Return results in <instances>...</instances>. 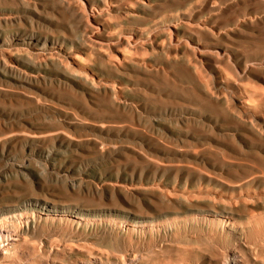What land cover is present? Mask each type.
Wrapping results in <instances>:
<instances>
[{
  "label": "rangeland",
  "instance_id": "rangeland-1",
  "mask_svg": "<svg viewBox=\"0 0 264 264\" xmlns=\"http://www.w3.org/2000/svg\"><path fill=\"white\" fill-rule=\"evenodd\" d=\"M137 1L145 2L148 8L144 11H140L136 9L135 3ZM198 1L199 0H189L187 1L186 4H184L185 6L184 5L180 6L178 7V9L168 7L165 4V0H150V1L149 0H121V3L123 5L122 10L125 9L127 11H130V13L134 11L133 13H136L138 16H141V18L146 19V22L147 20H150L148 21V24L146 25L147 28H149V33L147 37L148 39L152 37L153 33L158 34V32H165L168 37H171V43L173 42L172 44H176L177 42L173 40V35H172L174 34V30H175L173 27V25L175 24L174 21H176L175 18L168 22H164V23L160 22L164 18H167L169 16L173 17L175 15L179 18V20H183L182 18H185L187 19L186 21L194 25H202V23H204L205 26H207L213 34L217 35L218 33H222V32L226 33L228 38L226 37V39L224 38L222 41L217 42V45L216 43H214L215 41L214 42L212 41L213 43H210L202 36H199L200 39L196 38V40L199 43L206 42L205 44L207 45H205V47H201L197 45L196 43H194V41H190L186 37L182 38V40L184 41L182 40L181 41L184 42L188 47H192V50H193L192 57L193 58L191 56L188 57V58L190 57L192 58V59L190 58V64L195 65L196 73L198 77L201 78L200 80L203 81L202 83L204 84L206 90H208L212 96L211 100L215 101V100L220 99L218 101H221L224 104L222 106L227 109L228 113L234 119H238V121L244 122L247 125H251L255 129H257L259 133L261 134L260 140L258 138H254L252 135H249L244 131H241V130L238 131L235 122L223 116L220 113V111L219 113L217 112L218 109L217 107H215L216 105H213L214 106L213 107L212 105L208 106V103H203V100L200 99L201 97L200 92L196 91L197 88L195 86V83L186 74H184V72L181 73L179 70L175 68L167 69L163 64V61L160 62L156 58L155 54L152 53V51L145 50V52H143L141 50V52L139 51L138 54H135L133 53V51L126 52L124 49L120 48L119 51L124 55L125 60L127 61H129L130 59L133 61L136 60V62H138L140 65H143L144 67H146L147 69L151 71H153L154 69H160V68L165 69L164 76H167L166 77L167 79L162 76H160V78L158 76L155 77L156 75L154 76L155 78H151L154 75L153 73H150L151 76H149L150 74H148L146 76L144 75V77L141 74L139 75L132 74V76H129L131 77L130 80L128 77L124 78L123 76L122 77L116 76V77L111 78L112 81L116 84L115 86L116 89H118L119 86L121 85H124L127 88V90H125L122 93L117 92V94L114 96L115 98L113 97L115 100V105L116 104L129 105L130 104V106L135 108V112H136L135 114L137 113L138 114L135 115L136 117H134L133 119L132 118L130 119L129 111H127L126 108L124 109L120 107L121 109L120 108L118 109L120 110V112H118L115 109L113 110V108H111L110 106H107L106 105L107 102L102 100L101 98H100L101 100L99 99V102H97L96 104L97 106L95 104H91L93 106L92 107L93 110L90 112L92 114L98 115V116L95 115V117L98 118L99 121H102L105 123L106 120H108V122H106L107 124L105 123L106 129H103L101 131L104 133V136H103V133L99 132V130H93V131L89 130L88 131L90 133L89 135L91 139L96 141L97 144H99L102 140L105 141V142L103 141L101 142V144L104 143L103 144L104 146L102 147H103V152L105 153L102 152L103 154L102 155L99 154V156L98 155L96 156V154L94 153L87 154V152L84 153L83 151L76 149L75 146H71V145L67 146L66 140H62V141L60 140L61 142H59L58 140L52 144L51 143H46V144L38 143L39 145L38 144L37 145L36 144L27 145L24 143L14 144L10 142L9 144L7 143L8 146L6 145L2 149L0 148L2 150V151L0 150V228L7 229L6 231L5 230L3 231L0 229V253L2 255L9 254L10 255L9 259L12 260L13 262L15 261L14 264H49V263L50 264L51 263L52 264H65V263L66 264H130V263L131 264H213V263L223 264L228 258H229L228 260L231 263L233 262V264H264V180H263L264 177L261 176L264 174V75H262L264 74V55H263L264 54V0H241L242 2L240 0H200L199 2ZM253 1H258V2L254 4ZM259 1L263 5H260ZM235 3L238 6L235 5ZM243 3H244V6H243ZM248 3L249 5H247ZM250 4H253V5H250ZM0 5L2 6L1 3ZM159 5L163 11L160 9V7H158ZM239 5H241L242 8L241 6L239 7ZM228 6H231L230 7L231 9ZM232 6H234L235 8ZM154 7L156 8L155 10H154ZM162 7L165 8L166 10L163 9ZM193 9L195 11H193ZM239 9L242 12L239 11ZM122 10L117 11L116 13L115 11L111 12V15L107 16L106 18L111 28H113L112 23L117 22L119 24V26L115 27L116 29L113 28V29L108 30V34L111 36H114L113 34L120 33L121 29L125 30L126 28H128V25H125L124 23V19L126 18V15H125V12L122 13ZM232 10L234 14L231 13ZM38 11H40L39 14L37 13ZM38 11L35 12L32 10H28L24 13L23 12L20 13L19 15L22 17V21L19 24V26H17L18 24L16 23L13 24V22H10V23L4 22L5 24L3 22L0 23V51L2 49L1 52L2 53L4 52L3 55L1 56V60L6 64V66L8 65L9 67H12V68L14 67L11 70L12 72L7 69L6 70L8 72L7 71L5 72V69L3 70L2 68H0V88H1L0 89V120L4 121V123L0 122V132L1 133H2V130L3 132L4 130L5 132L10 131V128L17 130L19 129V127L21 128L22 124H28L27 125L28 128L30 127L32 128L34 127L35 129H42V128L45 129L46 128V130L48 128V130H52L54 126L56 127L57 122H60V123L64 122L65 124L70 123L69 121H71V123L77 122L79 116L88 112L86 105L81 104L82 101L80 100V95L78 93H75V95L74 93H71L72 94L71 98L69 97L70 91L66 89L67 88V85L65 84L66 81L64 80V78H62V75L58 69L55 70V68L50 67L49 69H42V71L40 70L39 72H33L31 70H33L32 63H36V62L41 63L42 61L46 60L49 56L53 58L57 56L54 58L55 61L57 60L60 63V66L66 68L68 71L81 73L83 71L82 69H84L82 65H85L86 67L84 70L87 71V75L93 76L92 70L94 66L90 65V64H93L94 62L93 55L84 51V49H75V48H72L71 53L70 52L68 53V50H65V46L63 44L57 41L54 42V40L53 42L47 41L45 45H40L43 41V40H40V42L34 47L35 50L34 49L32 50L33 47L28 48V51H27L28 54L25 52L26 50H17L18 52H16L13 47L11 46L9 47L8 43L11 37L15 38L14 33L16 29L18 30L20 29L21 31L26 30V34H29L30 32L35 33L37 31L35 35L39 34L40 37L43 34L45 36L46 34L47 36H49L50 30H52V28L53 30L51 33L53 34L56 33V31L60 28L59 26H60L61 21H60V18H59L60 22L58 23L55 22V20H58L57 18L59 16L57 17V14L53 13L52 10H49L48 8L38 7ZM3 12L4 11H2V9L0 8V14ZM46 13H47L46 16L48 17L45 16ZM237 13H240V14H237ZM24 14L25 16H22ZM26 16L28 17L26 18ZM111 16L112 17L114 16V17L112 18ZM39 17L41 20L39 19ZM33 18L34 19L36 18V19L34 20ZM42 19L45 21L43 22ZM38 20H40L41 22ZM29 24L33 25L32 30H34L35 32L30 31ZM253 24H254V27H253ZM4 25L5 26L8 25V26L5 27ZM15 25L17 26L16 28H15ZM20 25H23V30H22V26ZM27 25H29L28 26L29 28L27 27ZM1 27L4 30H1ZM38 27H40L41 30ZM25 28H28L29 31ZM37 29L39 30L40 33L38 32ZM45 30H47L48 32ZM239 32L243 35L246 34V36H242ZM160 41L161 40L156 41L157 47H160V45L162 44V41L161 42ZM228 41H231L233 45H231V42H228ZM240 41H241L242 46L237 45V44H240ZM247 43L248 44L251 43V45H248ZM218 44L220 45L222 44L226 46L223 47L222 45L220 46ZM256 44H259V46H257ZM34 45L35 44H32L31 46H34ZM246 45L247 47H245ZM260 45H262L263 47ZM22 47H25V46L22 45ZM3 49H7V50L5 51ZM45 51H48V52L45 53ZM202 51H208L209 53H211V55L215 56L216 58L213 57L215 61L211 57L207 59L206 56L202 55L203 53ZM37 52L38 54L36 56ZM9 53L10 55H8ZM218 53L220 56L218 55ZM244 53H246L245 56H244ZM46 54L48 55L46 56ZM34 55H35V59L37 57L38 59L36 60L33 59ZM136 55H139V56H136ZM110 56L115 59L117 58L112 55ZM221 56L222 58L220 59ZM60 57L61 58L63 57L62 58L63 61L60 59ZM118 57L120 58L121 55ZM176 57H179V56H175L174 54L172 55L168 54L166 58L170 60ZM228 58L230 62L227 60ZM243 59L245 62L243 61ZM220 60L222 61V67L224 68V66L225 67L227 66V68L223 69L221 65H219L221 64ZM225 60H226V63H225ZM18 61L20 64L18 63ZM156 61L157 62L159 61V62L157 63ZM216 61H219V62H216ZM65 62L67 63V65ZM212 62H215V63H212ZM223 62L225 63V65H223ZM250 63L252 65H249ZM25 64H28V65H25ZM228 64H229V67H228ZM90 66H93V67H90ZM211 66L213 68H211ZM225 69L235 72L234 78H233V75L230 74V71L227 70L226 72ZM167 71L171 73L172 77L170 73L168 74ZM202 71L206 72L208 75L207 74L204 75V73L202 74ZM174 73H176V75H173ZM32 74L37 75L38 79L33 80L31 78ZM179 74H181V76H179ZM9 75L11 76L9 77ZM41 75L45 78L41 77ZM184 75L185 77H183ZM255 75L257 76L255 77ZM137 76L138 78L139 77L140 78L137 79ZM141 76L143 78L145 77H149V78H145L144 80ZM133 77H136V78L134 79ZM207 77L209 78L207 79ZM24 78L25 79L27 78L26 79L27 82ZM54 78L55 79L57 78V79L55 80ZM140 79L142 83L139 81ZM147 79L149 80L151 79V82H149V80ZM160 79L163 80V82L160 81ZM236 79H239V80H236ZM155 80H158V81H155ZM168 80L169 81L173 80V81L169 82ZM184 81L185 82L187 81L188 84H185ZM236 81H239V82H236ZM33 82L34 84L36 83V85H34ZM208 82H211V83L209 84ZM47 83L48 84L50 83L49 84L50 86ZM62 84L65 86H63ZM55 85H57L59 88H64L65 89L64 94L61 93L63 92V89L61 90V92L60 91L58 92V90L60 89ZM189 86L191 87V89ZM194 86H195V90H194ZM186 87L189 88V91H187ZM229 88L232 90H230ZM9 89L11 90L9 91ZM220 89L221 91H219ZM32 90L33 92L35 91L36 92L35 93L32 92V94H29L30 91ZM192 90L195 92H193ZM3 91L4 93L5 91H7L6 93H8L9 95L8 96L5 95L6 93L5 94L2 93ZM16 91L18 93H16ZM191 91L195 94H193ZM222 91L224 92L222 93ZM19 92L22 95H20ZM186 92H188V95L191 93V95H189L188 98H186L187 96ZM229 92L231 94H229ZM12 93L14 94V96L12 95ZM15 94L18 97H16ZM76 94L78 96H76ZM197 94L198 95L200 94V97ZM30 95L32 96V98ZM33 95L37 101L35 100V98L33 99ZM64 95H66L67 99L70 101H67ZM20 96L21 98H19ZM73 96L76 97V99ZM190 96H192V98L194 96L196 98L199 97L201 101L199 99L198 101L200 103L196 101L195 98L190 100L191 99ZM145 97H147V99ZM13 98H14V101H13ZM37 98H39L41 103L39 102ZM15 99L19 101L21 99L23 100L22 101L23 103L19 101L16 102ZM184 99L188 102L185 103ZM27 101H30V104L32 103L31 106L35 110H33L32 107L29 108L30 107L28 106L30 105L29 102H28V105L24 107L25 106L24 104ZM68 102L70 103L68 104ZM75 102L77 105L78 103L80 104L77 106V108H76ZM58 103L59 105H57ZM65 103L68 105H66ZM103 103H105L107 107L104 106ZM192 103L194 105H192ZM74 104H75V109L73 108ZM203 104L205 105L204 107L205 109L203 108L204 106ZM14 105L15 106L19 105V106L15 107ZM81 105H82V108H81ZM168 105H170L171 107ZM178 105L180 106V108H178L179 107ZM183 105H186V106L184 107ZM52 106H53V109H52ZM164 106H167L168 109L167 107H164ZM210 106L213 108H211ZM59 107L60 108L62 107V108L60 109ZM100 107L103 113L100 112L101 111L99 110ZM16 108L18 109L22 108V109H19V111L20 110L21 111L18 112V109ZM67 108H69L70 110ZM43 109L44 110L47 109V110L44 111ZM65 109L67 111H65ZM106 109L108 111H106ZM208 109L209 111H207ZM215 109L217 110L214 112ZM85 110L86 112H84ZM95 110H98V111H95ZM48 111L50 112L48 113ZM73 111H75L77 114H75V112ZM109 111L110 112L112 111V112L110 113ZM41 112H42V116H40ZM56 112H59V113H56ZM216 112L217 114H215ZM17 113L19 116H17ZM36 113L38 116L35 115ZM73 113L75 115H73ZM104 113L105 115H107L108 113L109 114L105 116ZM23 114L25 116L27 114L26 119ZM110 114L111 115L113 114L112 115L113 118H110L111 117ZM125 114L126 116H124ZM71 115L74 117H72ZM77 115L79 116L77 117ZM121 115L123 119L122 117H120L119 119V116ZM48 116H50L51 118ZM70 116L71 118L68 119V117ZM115 116H117V118H114ZM127 116H128V119L132 120V121L129 120L130 122L129 124H127L128 123ZM34 117L39 118L38 122H37V118H35L34 120ZM104 117L105 118L107 117L108 119L107 118L104 119ZM22 118L27 121L25 122ZM62 118L63 120L65 119L66 121H63ZM109 118L112 120H110ZM142 118L143 119L145 118V119L143 120ZM147 118L149 119V121ZM31 119L34 121L32 122ZM40 119L42 120L41 123L43 125L40 123ZM116 119H118L119 121H117ZM167 119H169L170 121ZM51 120L53 121L52 124H55V125H50L51 123H49V125L47 126L46 125L47 122H50ZM143 121L148 122V123L146 124ZM186 122L188 123V125L186 124ZM232 122H233V125H232ZM9 123L12 126H10ZM119 123L122 126H120ZM14 124H18L19 127ZM30 124L31 125L34 124V125L31 126ZM143 124L144 126H142ZM37 125L39 126V128H37L38 127ZM5 126L7 128L9 126L10 128L7 129L5 128ZM186 126L188 127L190 126V127L185 129ZM207 126H209L210 128H213V132L210 131V129H208ZM193 127H194V130L192 129ZM220 127L223 130L218 131ZM225 127H227L226 128L227 130H225ZM133 128H135L136 130L135 129L133 130ZM138 130H140V133H138L139 132ZM146 130L148 133L146 132ZM199 130L201 131L204 130V131L202 133ZM133 131L134 132L138 131V132L134 133ZM158 131H159V134H158ZM142 133H143V137L141 136ZM223 133L224 134H235L236 133L237 135L239 134L238 136H236L237 143L236 142L231 143L229 142V140H225L226 138H222L221 136H218V135H222ZM163 134L166 136H164ZM150 136H152L153 138H149ZM215 136L216 137L218 136V137L216 138ZM157 137L161 139H158ZM256 139H258L259 141H257ZM131 140L133 141L131 142ZM166 140L167 141L169 140V143L165 144L164 142H167ZM121 141L123 143L125 141H127L126 143H128L129 141L131 144L130 143L123 144ZM151 141H154V142L152 143ZM157 142H160L163 144H160V143L157 144ZM172 142H174L173 143L174 146L170 144ZM182 143H183V147H182ZM117 145L119 146V148L117 147ZM125 145L126 146L131 145L130 146L131 148L129 146L126 147ZM133 145L137 147L138 149L135 147H134L135 149H132ZM236 146L238 147L234 149V147ZM108 147L110 148L109 150H107ZM161 147H163V149H161ZM194 147H198V148H194ZM13 148H15V150ZM209 148H210V151H208ZM194 149H195V152L193 151ZM232 149H234L236 153H234ZM237 149L239 150V152ZM173 152L174 154H172ZM145 153H147V155ZM212 155L215 157H213ZM123 156H126L125 157L126 159ZM128 156H130L129 157L130 159H128ZM142 156H144V158H142ZM83 157H85L86 159L85 158L83 159ZM150 157L152 158L155 157V159L157 157L158 162L156 160L155 161L152 160V158L151 160H148L150 159ZM234 157L235 159L233 160ZM132 158L136 160L134 161ZM139 158H142V161ZM110 159L111 160L113 159L114 161L113 160L111 161ZM162 160L164 162H161ZM109 161L113 163H110ZM143 161L144 163L146 162L147 165L143 164ZM168 161H170V163H173V162L174 163L171 165V164H168L169 163ZM151 162H153V165ZM160 162L162 164L161 167H160L161 165ZM176 163L177 165H174ZM154 165L156 167L158 166L157 167L158 170L155 169L156 167L154 168ZM163 165L164 166L171 165V166H168L170 167L168 168L167 166L164 167ZM180 165H183V166H180ZM187 166H190L189 169ZM184 167H187V168L184 169ZM201 168L203 169L202 170L203 172L201 173L204 174V173L209 172V174L211 173L213 175V178L215 179L206 180L204 178H201V179L196 178V176H198V173L201 171ZM196 169H198V171ZM246 172H249L248 173L249 176L248 174H246ZM235 173H237L238 176L234 175ZM250 173L253 176H251ZM254 175H257L258 177L257 176L255 177ZM217 176L218 177L222 176L223 178L228 179V181L231 180L232 182H237L238 184L240 183V185H238V187L231 188L227 186L228 184H231V183L229 182L227 183V181L226 183H223L225 181H222L223 179L222 178L220 179ZM234 177L237 179H235ZM251 177H254L255 180L249 182L251 180L250 179ZM233 178L235 180H233ZM244 179L247 181H245ZM79 181H82V182L84 181L83 183H91L93 185L98 186L99 188L107 183H119L123 185L127 191L128 190L129 191L126 197L118 194L114 198L110 199L109 196H106L102 202H99V208H97L95 203H90V199L86 201V199H82L80 197L79 200H74L69 197L70 192L67 193V190H65L66 184L72 183V182L77 183ZM17 192L21 196L18 195ZM63 192H65L66 194ZM132 193L134 194L132 195ZM29 196L35 197L36 199L38 198V200L48 199L49 202H52L50 200H54L55 202H58V203L61 201L62 203H59V204H66L68 202L69 203L71 202L73 204L75 203L74 205H77L78 209L80 210L81 209L85 210L86 208L89 207L91 208L87 212L89 217H87L86 219H83L81 223V224H84L85 226H80L79 228H76L74 225L70 224L64 219H58L54 222L44 221V215H42V213H49L51 209L48 207L41 209L42 207L38 208L35 204L31 203L29 207H32L33 211H30L29 209L26 215L25 213H19L20 211H16L15 210L16 205L23 204L24 200L28 198ZM135 197L137 199H134ZM111 200L113 201L110 202ZM138 202H140V204ZM184 202L199 204L201 206L203 204H210L213 206H218V205L226 206L232 209V213L225 214V217L223 218L214 217L212 213L208 211H203L206 209L205 206H203L204 209L203 210L201 209L200 211H197L196 209L185 210L183 208ZM110 203L112 205H110ZM13 204H14V207L11 206ZM86 204L88 206H85ZM107 204H109V206ZM113 205L114 207H112ZM20 206L22 207V205ZM240 209H243L244 211H240ZM93 211H95L96 213ZM93 213L94 215L95 214L97 215L94 216L92 215ZM133 229H135L136 231L132 232ZM13 234H17L19 237V240L16 244L11 245L10 240ZM36 235H37V238H35ZM34 239H36L37 241ZM90 256H92L93 259L90 258ZM64 257H67L68 259Z\"/></svg>",
  "mask_w": 264,
  "mask_h": 264
},
{
  "label": "bare ground",
  "instance_id": "bare-ground-1",
  "mask_svg": "<svg viewBox=\"0 0 264 264\" xmlns=\"http://www.w3.org/2000/svg\"><path fill=\"white\" fill-rule=\"evenodd\" d=\"M150 1V0H149ZM187 1H189V0H165V4L168 6V7H171V8H175V9H178V7H180V6H183L184 4H186L187 3ZM200 1V0H199ZM198 1V2H199ZM241 1V0H240ZM126 2H128V1H126ZM130 2V1H129ZM133 2V1H132ZM158 2V1H157ZM209 2V1H208ZM242 2V1H241ZM249 2V1H248ZM254 2V4L256 3V2H258V1H253ZM253 2H251V3H253ZM0 3L2 4V6L0 7L1 9H2V11H4L3 13H1L0 14V23L1 22H13V24L14 23H16V24H18L17 26H19V24L21 23V21H22V17L19 15L20 13H24V12H26V11H28V10H32V11H35V12H37L38 11V7L40 8V7H42V8H48L49 10H52V12L53 13H56L57 14V19L58 20H55V22H60V28L56 31V33L55 34H53V33H51L52 32V30H53V28H52V30H50V29H48V30H50V33H49V36H47V34H46V36L43 34L41 37H40V35L38 34H36L35 35V33L37 32H35L34 30H32L33 29V25H31V24H29V25H27V27L29 26L30 27V31H34L35 33H33V32H30L29 34H26V30H23V25H20V26H22V30L23 31H21L20 29L18 30V29H16L15 30V33H14V37L15 38H12L11 37V39H10V41H9V47L11 46V47H13L14 49H15V51L16 52H18L17 50H26L25 52L27 53V51H28V48H30V47H33L32 48V50L34 49L35 50V46L40 42V40H43L42 41V43L40 44V45H45V43L47 42V41H50V42H53V40H54V42L55 41H57V42H60L61 44H63L64 46H65V50H68V53L70 52L71 53V49L72 48H75V49H84V51H86V52H88L89 54H91V55H93V57H94V62H93V64H90V65H93V66H90V67H93V70H92V75L93 76H88L87 75V71H85L84 69H85V65H82L83 66V68L84 69H82L83 71L80 73V72H71V71H68L66 68H64V67H61L60 66V63L56 60L55 61V57H57V56H55L54 58L53 57H48L46 60H44V61H42L41 63H32V68H33V70H31V71H33V72H39L40 70L42 71V69H49L50 67H52V68H55V70L56 69H58L59 70V72L61 73V75H62V78H64V80L66 81V85H67V88L66 89H68L69 91H70V98H71V93H74V95H75V93H78L79 95H80V100L82 101V103L81 104H84V105H86V108L88 109V112L87 113H85V114H82L81 116H79V115H77V117H78V120H77V122H73V123H71V121H69L70 123H60V122H57L56 123V127L54 126V128L52 129V130H48V128H47V130H46V128L44 129V128H42V129H35L34 127L32 128V127H30V128H28L27 127V125L28 124H22L21 125V128L19 127V125L18 124H14V125H17L18 127H19V129H17V130H14V129H12V128H10L9 126H8V128H10V131H8V132H5V130H4V132H3V130H2V133L0 134V148L2 149V148H4L6 145H7V143L9 144L10 142H12V143H24V144H27V145H37L38 143H54L55 141H58L59 140V142H61L62 140H66V143H67V146L68 145H71V146H75L76 147V149H78V150H80V151H83L84 153L85 152H87V154L88 153H94V154H96V156L98 155L99 156V154L100 155H102L103 153H105V152H103V147L102 146H104L103 144H101V142L103 141L102 139H100V140H102L99 144H97V142L96 141H94L93 139H91V137H90V133L88 132L89 130H99V132H101L103 129H106V122H108V120H106V124L104 123V122H102V121H99V119L98 118H96L95 117V115L96 114H92L90 111H92L93 109H92V105L91 104H97V102H99V99L101 98L102 100H104V101H106L107 103H106V105L107 106H110L111 108H113V110L115 109V110H117L118 112H120V110H118L120 107H122V108H126L127 109V111H129V118L131 119H133L134 117H136L135 115H137V114H135L136 112H135V108H133L132 106H130V104L129 105H118V104H116L115 105V100H114V96L117 94V92H120V93H122V92H124L125 90H127V88H126V86H124V85H121V86H119V88L118 89H116V84L112 81V77H116V76H120V77H124V78H126V77H128L129 78V80L131 79V77H129V76H132V74L133 75H139V74H141V75H143V77H144V75L146 76V75H148V74H150V73H153L154 75H153V77H151V78H155V77H159L160 78V76H162V77H164V78H166L167 76H164L165 75V72H164V70L165 69H154L153 71H151V70H149V69H147L146 67H144L143 65H140L138 62H136V60H129V61H127V60H125L124 59V55L119 51V49L120 48H122V49H124L126 52H132L133 51V53H135V54H138V52L140 51L141 52V50L143 51V52H145V50L147 51H152V53H154L155 54V56H156V58L161 62V61H163V64H164V66L168 69V68H171V69H173V68H175V69H177V70H179L181 73L182 72H184V74H186L194 83H195V86H196V88H197V92L199 91L200 92V94H201V97H200V94L198 95L199 97H200V99H202L203 100V103H208V106L209 105H216L215 107H217V109H215L214 110V112L217 110V112L219 113V111H220V113L223 115V116H225L226 118H228V119H231L233 122H235L236 123V127H237V129H238V131H244V132H246L247 134H249V135H252L254 138H258L259 140H260V138H261V134L259 133V131L257 130V129H255L254 127H252L251 125H247L246 123H244V122H241V121H238V119H234L229 113H228V111H227V109L226 108H224L222 105H224L221 101H218V100H220V99H218V100H211V98H212V96H211V94L209 93V91L208 90H206V88H205V86H204V84L202 83L203 81L202 80H200L201 78H199L198 77V75H197V73H196V67H195V65H192V64H190V58L192 57V54H193V50H192V47H188L184 42H182V41H184V40H182V38H184V37H186V38H188L190 41H194V43H196L197 45H199V46H201V47H205V45H207V44H205L206 42H204V43H199L197 40H196V38H199V36H202V37H204L208 42H210V43H213L214 41V43H216V45H217V42H220V41H222L224 38L226 39V37H227V34L226 33H218L217 35L216 34H213L210 30H209V28L207 27V26H205V24L204 23H202V25H194V24H191V23H189L188 21H186L187 19H185V18H182L183 20H179V18L175 15V16H173V17H171V16H169V17H167V18H164V19H162L160 22H162V23H164V22H168V21H170V20H173L174 18H175V20L176 21H174L175 22V24L173 25V27H174V34H172L173 35V40L175 41V42H177L176 44H172L171 43V37H168L167 35H166V33L165 32H158V34H154L153 33V35H152V37H150V39H148L147 37H148V33H149V28H147V24H148V21H150V20H147V22H146V19H144V18H141V16H138L136 13H130V11H127V10H125V9H123L122 10V8H123V5H122V3H121V0H84V2H83V0H0ZM134 3V2H133ZM132 3V4H133ZM202 3V2H201ZM250 3V2H249ZM249 3L247 4V5H249ZM259 3H260V1H259ZM129 4V3H128ZM136 9H138V10H140V11H144V10H146L147 8H148V6H147V4L145 3V2H140V1H137L136 3ZM84 5V6H83ZM126 5V4H125ZM131 5V4H130ZM235 5H237L236 3H235ZM250 5H253V4H250ZM259 5V4H258ZM260 5H263V4H261L260 3ZM185 6V5H184ZM205 6V5H204ZM207 6V5H206ZM218 6V5H217ZM238 6V5H237ZM241 5H239V7H240ZM243 6H244V3H243ZM158 7H160V5L158 6ZM158 7H157V9H158ZM165 7V6H164ZM197 7V6H196ZM229 8L231 7V6H228ZM232 7H234V6H232ZM84 8H85V10H84ZM163 8V7H162ZM166 8V7H165ZM165 8H163V9H165ZM191 8V7H190ZM189 8V9H190ZM195 8V7H194ZM209 8V7H208ZM228 8V9H229ZM235 8V7H234ZM241 8H242V6H241ZM244 8V7H243ZM156 8L154 7V10H155ZM160 9H161V7H160ZM196 9V8H195ZM204 9V8H203ZM225 9V8H224ZM231 9V8H230ZM236 9H237V7H236ZM235 9V10H236ZM253 9V8H252ZM122 10V13H124L125 12V15H126V18L124 19V23H125V25H128V28H126L125 30H120V33H117V34H113L114 36H111V35H109L108 34V30L109 29H116L115 27L116 26H119V24L117 23V22H114V23H112V27L113 28H111L110 26H109V22L106 20V18H107V16H110L111 15V12H114L115 11V13L117 12V11H121ZM150 10V9H149ZM162 10V9H161ZM166 10V9H165ZM6 11V12H5ZM41 11V10H40ZM40 11H38L37 13L39 14V12ZM159 11V10H158ZM163 11V10H162ZM169 11H170V9H169ZM192 11V10H191ZM193 11H195L194 9H193ZM239 11H241L240 9H239ZM44 12V11H43ZM43 12H41V13H43ZM47 12V11H46ZM50 12V11H49ZM230 12V11H229ZM242 12V11H241ZM36 13V14H37ZM154 13V12H153ZM152 13V14H153ZM155 13H157V12H155ZM169 13V12H168ZM231 13H233V10H232V12ZM113 14V13H112ZM150 14V13H149ZM189 14V13H188ZM187 14V15H188ZM234 14V13H233ZM237 14H240V13H237ZM256 14V13H255ZM32 15V14H31ZM42 15V14H41ZM47 15V13L45 14V16ZM114 15V14H113ZM146 15V14H145ZM154 15V14H153ZM198 15V14H197ZM223 15H224V13H223ZM22 16H25V14L24 15H22ZM43 16V15H42ZM52 16V15H51ZM123 16V15H122ZM158 16V15H157ZM246 16V15H245ZM28 16H26V18H27ZM46 17H48V16H46ZM54 17H55V15H54ZM112 17V16H111ZM114 17V16H113ZM112 17V18H113ZM115 17H117V16H115ZM121 17V16H120ZM150 17V16H149ZM155 17V16H154ZM236 17V16H235ZM234 17V18H235ZM59 18H60V21H59ZM156 18V17H155ZM225 18H226V16H225ZM228 18V17H227ZM237 18V17H236ZM235 18V19H236ZM257 18H259V17H257ZM261 18V17H260ZM34 19V18H33ZM32 19V20H33ZM36 19V18H35ZM34 19V20H35ZM39 19H40V17H39ZM153 19V18H152ZM219 19H220V17H219ZM28 20V19H27ZM41 20V19H40ZM40 20H38V21H40ZM43 20V19H42ZM189 20H191V19H189ZM228 20H230V19H228ZM37 21V20H36ZM45 20H43V22H44ZM49 21V20H48ZM47 21V22H48ZM193 21V20H192ZM224 21V20H223ZM225 21H226V19H225ZM248 21V20H247ZM34 22V21H33ZM41 22V21H40ZM54 22V21H53ZM173 22V21H172ZM4 23V24H5ZM23 23V22H22ZM29 23V22H28ZM32 23V22H31ZM193 23V22H192ZM195 23V22H194ZM234 23V22H233ZM249 23H251V22H249ZM35 24V23H34ZM37 24V23H36ZM39 24V23H38ZM43 24V23H42ZM49 24V23H48ZM54 24V23H53ZM196 24V23H195ZM220 24V23H219ZM260 24H262V23H260ZM47 25V24H46ZM51 25V24H50ZM55 25V24H54ZM170 25V24H169ZM243 25V24H242ZM251 25V24H250ZM249 25V26H250ZM2 26V25H1ZM5 26V25H4ZM6 26H8V25H6ZM5 26V27H6ZM16 25H15V28L17 27ZM39 26V25H38ZM42 26V25H41ZM45 26V25H44ZM52 26V25H51ZM57 26V25H56ZM55 26V27H56ZM219 26V25H218ZM217 26V27H218ZM230 26V25H229ZM256 26V25H255ZM10 27H11V25H10ZM9 27V28H10ZM25 27V26H24ZM28 27V28H29ZM169 27V26H168ZM171 27H172V25H171ZM253 27H254V24H253ZM261 27V26H260ZM262 27H263V25H262ZM8 28V27H7ZM13 28V27H12ZM28 28H25V29H27L28 30ZM38 28H40V27H38ZM43 28V27H42ZM151 28V27H150ZM212 28V27H211ZM219 28V27H218ZM256 28V27H255ZM14 29V28H13ZM163 29V28H162ZM240 29V28H239ZM1 30H4V29H2V27H1ZM38 30V29H37ZM40 30H41V28H40ZM43 30V29H42ZM151 30H153V29H151ZM156 30V29H155ZM167 30V29H166ZM230 30V29H229ZM29 31V30H28ZM45 31H47V30H45ZM261 31V30H260ZM38 32H39V30H38ZM48 32V31H47ZM55 32V31H54ZM230 32V31H229ZM232 32V31H231ZM241 32V31H240ZM239 32V33H240ZM243 32V31H242ZM40 33V32H39ZM256 33V32H255ZM229 34V33H228ZM231 34V33H230ZM237 34V33H236ZM241 34V33H240ZM244 34H245V32H244ZM232 35V34H231ZM242 36H246V34L245 35H243V34H241ZM233 36V35H232ZM238 36H239V34H238ZM238 36H237V38H238ZM252 36V35H251ZM51 37V38H50ZM235 37V36H234ZM228 38V37H227ZM244 38V37H243ZM247 38V37H246ZM249 38H250V36H249ZM200 39V38H199ZM253 39V38H252ZM158 40H161L162 41V44L160 45V47H157V45H156V41H158ZM182 40V41H181ZM188 40V41H189ZM228 40H230V39H228ZM5 41V40H4ZM160 41V42H161ZM213 41V42H212ZM254 41V40H253ZM224 42V41H223ZM228 42H231V41H228ZM5 43V42H4ZM59 43V44H60ZM222 43V42H221ZM233 43H235V42H233ZM236 43H237V41H236ZM238 43H239V41H238ZM249 43V42H248ZM247 43V44H248ZM32 44H35L34 46H31ZM187 44H188V42H187ZM229 44V43H228ZM243 44H245V43H243ZM255 44V43H254ZM263 44V43H262ZM7 45V44H6ZM22 45L23 46H25V47H22ZM52 45V44H51ZM156 45V46H155ZM218 45H220V44H218ZM222 45V44H221ZM220 45V46H221ZM231 45H233L232 44V42H231ZM237 45H241V41H240V44H237ZM248 45H251V43L250 44H248ZM253 45V44H252ZM257 46H259V44H256ZM255 45V46H256ZM5 46V45H4ZM190 46V45H189ZM223 47H225L224 45H222ZM242 46V45H241ZM260 46H262V45H260ZM245 47H247V45L245 46ZM263 47V46H262ZM21 48H23V49H21ZM48 48H49V46H48ZM257 48V47H256ZM260 48V47H259ZM10 49V48H9ZM13 49V50H14ZM52 49V48H51ZM50 49V50H51ZM57 49V48H56ZM222 49V48H221ZM236 49V48H235ZM240 49V48H239ZM242 49V48H241ZM3 50H7V49H3ZM49 50V51H50ZM55 50V49H54ZM62 50V49H61ZM196 50H198V49H196ZM225 50V49H224ZM1 51H2V49H1ZM0 51V68H2L3 70L5 69V72L7 71V70H12L13 68L12 67H9L8 65V67L10 68H8L7 66H6V64L1 60V56L3 55V53ZM44 51V50H43ZM57 51V50H56ZM222 51V50H221ZM226 51V50H225ZM236 51V50H235ZM234 51V52H235ZM240 51V50H239ZM242 51V50H241ZM20 52V51H19ZM48 51H45V53H47ZM59 52V51H58ZM78 52V51H77ZM198 52V51H197ZM203 53H202V55H204V56H206L207 57V59L209 58V57H211V58H213V57H215V56H213V55H211V53H209L208 51H202ZM210 52H212V51H210ZM252 52V51H251ZM8 53V52H7ZM42 53V52H41ZM50 53V52H49ZM63 53V52H62ZM212 53H214V52H212ZM6 54V53H5ZM28 54V53H27ZM27 54H26V56H27ZM33 54V53H32ZM37 54H38V52L36 53V56H37ZM40 54V53H39ZM60 54V53H59ZM73 54H75V53H73ZM77 54V53H76ZM121 55V57L119 58L118 56H120ZM140 54V53H139ZM142 54V53H141ZM168 54H174L175 56H179V57H176V58H172V59H168V58H166L167 56H168ZM234 54V53H233ZM245 54L246 53H244V56H245ZM8 55H10V53L8 54ZM31 55V54H30ZM48 54H46V56H47ZM69 55V54H68ZM82 55V54H81ZM81 55H79V56H81ZM110 55H112V56H115V57H117L116 59L115 58H113V57H111ZM218 55H219V53H218ZM241 55V54H240ZM264 55V54H263ZM42 56V55H41ZM40 56V57H41ZM44 56V55H43ZM51 56H53V55H51ZM136 56H139V55H136ZM189 56H191L190 58H188ZM200 56V55H199ZM220 56V55H219ZM224 56V55H223ZM247 56V55H246ZM257 56V55H256ZM10 57V56H9ZM67 57V56H66ZM73 57V56H72ZM147 57V56H146ZM30 58H31V56H30ZM63 58V57H62ZM62 58L60 57V59L62 60ZM68 58V57H67ZM74 58V57H73ZM83 58V57H82ZM193 58V57H192ZM191 58V59H192ZM210 58V59H211ZM216 58V57H215ZM219 58V57H218ZM222 58V56L220 57V59ZM230 58V57H229ZM229 58L227 59L229 62H230V60H229ZM8 59V58H7ZM13 59V58H12ZM19 59V58H18ZM33 59H35V55H34V58ZM36 59H38V57L36 58ZM35 59V60H36ZM40 59V58H39ZM43 59H45V58H43ZM42 59V60H43ZM71 59V58H70ZM136 59V58H135ZM156 59V60H157ZM214 59V58H213ZM224 59V58H223ZM242 59V58H241ZM245 59V58H244ZM244 59H243V61H244ZM261 59V58H260ZM41 60V59H40ZM72 60V59H71ZM63 61V60H62ZM65 61V60H64ZM74 61V60H73ZM158 61V62H159ZM193 61V60H192ZM206 61H208V60H206ZM214 61H215V59H214ZM221 61V60H220ZM17 62V61H16ZM67 62V61H66ZM65 62V63H66ZM141 62V61H140ZM143 62V61H142ZM157 62V61H156ZM157 62V63H158ZM195 62V61H194ZM197 62V61H196ZM216 62H219V61H216ZM245 62V61H244ZM7 63V62H6ZM18 63H19V61H18ZM146 63V62H145ZM212 63H215V62H212ZM225 63H226V60H225ZM225 63L223 62V65H225ZM233 63V62H232ZM263 63V62H262ZM20 64V63H19ZM75 64V63H74ZM154 64V63H153ZM18 65V64H17ZM25 65H28V64H25ZM66 65H67V63H66ZM72 65V64H71ZM147 65V64H146ZM155 65V64H154ZM157 65H159V64H157ZM216 65H218V64H216ZM215 65V66H216ZM219 65H221V67H222V61H221V64H219ZM233 65V64H232ZM234 65H235V63H234ZM249 65H252L251 63L249 64ZM254 65V64H253ZM78 66V65H77ZM148 66V65H147ZM199 66V65H198ZM197 66V67H198ZM214 66V65H213ZM27 67V66H26ZM150 67V66H149ZM154 67V66H153ZM164 67V68H165ZM200 67V66H199ZM228 67H229V64H228ZM236 67V66H235ZM257 67V66H256ZM260 67V66H259ZM20 68V67H19ZM77 68V67H76ZM211 68H213L212 66H211ZM217 68H218V66H217ZM223 68V67H222ZM224 68H227V66L225 67L224 66ZM223 68V69H224ZM239 68V67H238ZM248 68V67H247ZM7 69V70H6ZM166 69V70H167ZM201 69H203V68H201ZM243 69V68H242ZM249 69V68H248ZM15 70V69H14ZM27 70V69H26ZM80 70V69H79ZM217 70V69H216ZM226 70V69H225ZM228 70V69H227ZM227 70H226V72H227ZM240 70V69H239ZM179 71H177V72H179ZM228 71H230V70H228ZM8 72V71H7ZM12 72V71H11ZM48 72H50V71H48ZM58 72V73H59ZM89 72V71H88ZM168 72V71H167ZM254 72V71H253ZM258 72V71H257ZM14 73H16V72H14ZM29 73V72H28ZM59 73V74H60ZM131 73V74H130ZM170 72H168V74H169ZM204 73V75L205 74H207L206 72H203L202 71V74ZM214 73V72H213ZM235 72H232V71H230V74H232L233 75V78H234V74ZM251 73V72H250ZM249 73V74H250ZM260 73H261V71H260ZM8 74V73H7ZM9 74H11V73H9ZM18 74V73H17ZM25 74V73H24ZM50 74V73H49ZM54 74H56V73H54ZM89 74H91V73H89ZM201 74V75H202ZM237 74H238V72H237ZM241 74V73H240ZM14 75V74H13ZM19 75V74H18ZM22 75V74H21ZM26 75V74H25ZM31 75V74H30ZM52 75V74H51ZM50 75V76H51ZM61 75H59V76H61ZM156 75V76H155ZM167 75V74H166ZM170 75H171V73H170ZM173 75H176V73H174ZM200 75V76H201ZM208 75V74H207ZM212 75V74H211ZM248 75V74H247ZM262 75H264V74H262ZM2 76V75H1ZM11 75H9V77H10ZM40 76V75H39ZM43 76H44V74H43ZM42 75H41V77H43ZM149 76H151V74L149 75ZM155 76V77H154ZM179 76H181V74H179ZM178 76V77H179ZM218 76V75H217ZM237 76V75H236ZM243 76V75H242ZM252 76V75H251ZM257 75H255V77H256ZM260 76H261V74H260ZM17 77V76H16ZM25 77V76H24ZM58 77V76H57ZM142 77V76H141ZM142 77V78H143ZM171 77H172V75H171ZM170 77V78H171ZM175 77V76H174ZM183 77H185V75L183 76ZM182 77V78H183ZM188 77H186V78H188ZM213 77V76H212ZM214 77H215V75H214ZM253 77H254V75H253ZM263 77V76H262ZM6 78V77H5ZM12 78V77H11ZM31 78L33 79V80H36V79H38V77H37V75H33L32 74V76H31ZM30 78V79H31ZM40 78V77H39ZM43 78H45V77H43ZM134 79L136 78V77H133ZM132 78V79H133ZM140 78V77H139ZM138 78V76H137V79H139ZM145 78H149V77H145ZM145 78H143L144 80H145ZM176 78H177V76H176ZM185 78V79H186ZM206 78V77H205ZM209 77H207V79H208ZM238 78V77H237ZM242 78V77H241ZM260 78V77H259ZM8 79V78H7ZM13 79H14V77H13ZM20 79H22V78H20ZM25 79V78H24ZM27 79V78H26ZM25 79V80H26ZM55 79V78H54ZM57 79V78H56ZM55 79V80H56ZM136 79V80H137ZM162 79V78H161ZM160 79V81H162L163 82V80H161ZM167 79V78H166ZM165 79V80H166ZM172 79V78H171ZM184 79V78H183ZM218 79V78H217ZM250 79V78H249ZM253 79V78H252ZM17 80V79H16ZM29 80V79H28ZM49 80V79H48ZM47 80V81H48ZM62 80V79H61ZM147 80H149V79H147ZM180 80V79H179ZM187 80H189V79H187ZM236 80H239V79H236ZM260 80V79H259ZM19 81V80H18ZM38 81V80H37ZM40 81V80H39ZM52 81V80H51ZM50 81V82H51ZM116 81V80H115ZM133 81H135V80H133ZM140 82H141V79L139 80ZM155 81H158V80H155ZM169 81V80H168ZM168 81H167V83H168ZM173 80H171V81H169V82H172ZM245 81V80H244ZM261 81V80H260ZM259 81V82H260ZM25 82V81H24ZM26 82H27V80H26ZM57 82V81H56ZM145 82V81H144ZM149 82H151V79L149 80ZM164 82H166V81H164ZM185 82V81H184ZM183 82V83H184ZM216 82V81H215ZM214 82V83H215ZM236 82H239V81H236ZM254 82H255V80H254ZM142 83V82H141ZM190 83V82H189ZM209 84L211 83V82H208ZM27 84V83H26ZM33 84H34V82H33ZM48 84V83H47ZM50 84V83H49ZM48 84V85H49ZM52 84V83H51ZM61 84V83H60ZM185 84H188V82L186 81L185 82ZM227 84H229V83H227ZM30 85V84H29ZM34 85H36V83L34 84ZM57 85H58V83H57ZM57 85H55V86H57ZM63 85V84H62ZM131 85V84H130ZM192 85V84H191ZM212 85V84H211ZM215 85V84H214ZM218 85V84H217ZM24 86V85H23ZM42 86V85H41ZM50 86V85H49ZM51 86H53V85H51ZM54 86V87H55ZM61 86V85H60ZM63 86H65V85H63ZM129 86V85H128ZM195 86H194V90H195ZM216 86V85H215ZM238 86V85H237ZM28 87V86H27ZM26 87V88H27ZM33 87V86H32ZM58 87V86H57ZM62 87V86H61ZM132 87V86H131ZM190 87V86H189ZM3 88V87H2ZM23 88H25V87H23ZM59 88V87H58ZM187 88V87H186ZM217 88H218V86H217ZM228 88V87H227ZM237 88V87H236ZM1 89V88H0ZM8 89V88H7ZM6 89V90H7ZM42 89H43V87H42ZM60 90H58V92L60 91L61 92V90L63 89V92H61V93H63L64 94V91H65V89L64 88H59ZM190 89H191V87H190ZM211 89V88H210ZM230 89V88H229ZM228 89V90H229ZM3 90V89H2ZM11 89H9V91H10ZM26 90V89H25ZM41 90V89H40ZM137 90V89H136ZM135 90V91H136ZM230 90H232V89H230ZM14 91V90H13ZM23 91V90H22ZM35 91V90H34ZM56 91V90H55ZM187 91H189V88H187ZM193 91V90H192ZM191 91V92H192ZM214 91V90H213ZM219 91H221V89L219 90ZM7 91H5V93H6ZM12 92V91H11ZM10 92V93H11ZM32 92H33V90L32 91H30V93H29V91H28V93L29 94H32ZM36 92V91H35ZM35 92H33V93H35ZM193 92H195V91H193ZM192 92V93H193ZM224 91H222V93H223ZM2 93H4V91L2 92ZM1 93V94H2ZM4 93V94H5ZM16 93H18L17 91H16ZM25 93V92H24ZM38 93V92H37ZM41 93H42V91H41ZM135 93V92H134ZM187 93V96H186V98H188V96L189 95H191V93L188 95V92H186ZM220 93V92H219ZM19 94H20V92H19ZM26 94V93H25ZM39 94V93H38ZM58 94H60V93H58ZM67 94H68V92H67ZM131 94V93H130ZM183 94V93H182ZM193 94H195V93H193ZM225 94V93H224ZM227 94V93H226ZM229 94H231L230 92H229ZM238 94V93H237ZM5 95H9L8 93H6ZM12 95L14 96V94L12 93ZM11 95V96H12ZM16 95V94H15ZM20 95H22V94H20ZM36 95V94H35ZM119 95V94H118ZM142 95H143V93H142ZM197 95H195V96H197ZM31 96V95H30ZM29 96V97H30ZM65 96V99H67V96L66 95H64ZM63 96V97H64ZM76 96H78L77 94H76ZM120 96V95H119ZM193 97V98H195V100L196 101H198V99H199V97L198 98H196V97ZM2 97H3V95H2ZM16 97H18L17 95H16ZM74 97V96H73ZM114 97V98H113ZM191 97V99L190 100H192L193 98H192V96H190ZM214 97V96H213ZM11 98V97H10ZM19 98H21V96L19 97ZM19 98H17V99H19ZM25 98V97H24ZM31 98H32V96H31ZM35 97H34V95H33V99H34ZM75 99H76V97H74ZM73 98V99H74ZM117 98H119V97H117ZM146 99H147V97H145ZM217 98V97H216ZM29 99V98H28ZM38 100H39V98H37ZM100 99V100H101ZM122 99V98H121ZM183 99V98H182ZM199 99V100H200ZM215 99V98H214ZM246 99V98H245ZM7 100H9V99H7ZM16 100V99H15ZM35 100H36V98H35ZM57 100H58V98H57ZM60 100V99H59ZM78 100V99H77ZM76 100V101H77ZM79 100V101H80ZM118 100V99H117ZM13 101H14V98H13ZM19 100H16V102H18ZM23 100H21L20 99V101L19 102H22ZM24 101H26V100H24ZM37 101V100H36ZM67 101H70V100H68L67 99ZM75 101V100H74ZM130 101V100H129ZM183 101V100H182ZM184 101H185V103L186 102H188V101H186L185 99H184ZM195 101V102H196ZM201 101V100H200ZM241 101V100H240ZM9 102V101H8ZM28 102H29V104H30V101H27L24 105V107H26V105H28ZM39 102H40V100H39ZM38 102V103H39ZM59 102V101H58ZM65 102V101H64ZM71 102H73V101H71ZM122 102V101H121ZM131 102V101H130ZM192 102V101H191ZM195 102H193V103H195ZM199 102V101H198ZM197 102V103H198ZM23 103V102H22ZM41 103V102H40ZM70 102H68V104H69ZM120 103V102H119ZM144 103V102H143ZM182 103V102H181ZM180 103V104H181ZM192 103V105H194ZM200 103V102H199ZM227 103V102H226ZM32 104V103H31ZM31 104L30 105H28V106H30L29 108H31L32 106H31ZM34 104V103H33ZM53 104H54V102H53ZM66 104V103H65ZM68 104H66V105H68ZM75 104H76V102H75ZM75 104H74V106H73V108L75 109ZM104 104V106H106L105 105V103H103ZM133 104H135V103H133ZM179 104V105H180ZM183 104V103H182ZM39 105V104H38ZM37 105V106H38ZM52 105V104H51ZM57 105H59V103L57 104ZM56 105V106H57ZM71 105H72V103H71ZM78 105H80L79 103H78ZM77 104H76V108H77V106H78ZM94 105V106H95ZM178 105V106H179ZM190 105H191V103H190ZM198 105V104H197ZM204 105V104H203ZM240 105V104H239ZM15 106V105H14ZM17 106H19V105H17ZM17 106H15V107H17ZM27 106V107H28ZM35 106H36V104H35ZM34 106V107H35ZM44 106V105H43ZM47 106H49V105H47ZM54 106V105H53ZM53 106H52V109H53ZM55 106V107H56ZM61 106H63V105H61ZM97 106V105H96ZM99 106H101V105H99ZM103 106V107H104ZM106 106V107H107ZM145 106V105H144ZM147 106V105H146ZM168 106H170V105H168ZM177 106V105H176ZM181 106V105H180ZM180 106L178 107V108H180ZM184 107L186 106V105H183ZM199 106V105H198ZM201 106V105H200ZM22 107V106H21ZM23 107V108H24ZM70 107H72V106H70ZM80 107V106H79ZM85 107V106H84ZM105 107V108H106ZM164 107H167V106H164ZM171 107V106H170ZM192 107V106H191ZM205 107V105L203 106V108ZM207 107V106H206ZM211 107V106H210ZM214 107V106H213ZM213 107H211V108H213ZM41 108V107H40ZM49 108V107H48ZM60 108V107H59ZM58 108V109H59ZM62 108V107H61ZM60 108V109H61ZM65 108V107H64ZM81 108H82V105H81ZM95 108V107H94ZM97 108H99V107H97ZM155 108V107H154ZM177 108V107H176ZM188 108V107H187ZM239 108V107H238ZM16 109H18V108H16ZM19 109H22V108H19ZM19 109H18V112H20L19 111ZM25 109V108H24ZM32 109L33 110H35L33 107H32ZM31 109V110H32ZM38 109V108H37ZM42 109V108H41ZM51 109V108H50ZM57 109V108H56ZM67 109H69V108H67ZM73 109V110H74ZM110 109V108H109ZM121 109V108H120ZM124 109H123V111H124ZM147 109V108H146ZM167 109H168V107H167ZM170 109V108H169ZM197 109H198V107H197ZM200 109V108H199ZM205 109V108H204ZM44 110V109H43ZM47 110V109H46ZM46 110H44V111H46ZM70 110V109H69ZM72 110V109H71ZM79 110V109H78ZM77 110V111H78ZM99 110H101L100 112H102L103 113V111H102V109H101V107H100V109ZM139 110V109H138ZM144 110V109H143ZM156 110V109H155ZM158 110V109H157ZM187 110V109H186ZM201 110V109H200ZM26 111V110H25ZM24 111V112H25ZM30 111V110H29ZM39 111H40V109H39ZM38 111V112H39ZM53 111H55V110H53ZM62 111H64V110H62ZM65 111H67L66 109H65ZM81 111H82V109H81ZM80 111V112H81ZM95 111H98V110H95ZM106 111H108L107 109H106ZM106 111H104V112H106ZM122 111V110H121ZM149 111V110H148ZM159 111V110H158ZM174 111V110H173ZM178 111V110H177ZM207 111H209V109L207 110ZM213 111V110H212ZM242 111V110H241ZM36 112V111H35ZM34 112V113H35ZM50 111H48V113H49ZM73 112H75V111H73ZM84 112H86V110L84 111ZM83 112V113H84ZM110 112V111H109ZM112 112V111H111ZM110 112V113H111ZM115 112V111H114ZM113 112V113H114ZM138 112V111H137ZM217 112L215 113V114H217ZM246 112V111H245ZM46 113V112H45ZM56 113H59V112H56ZM68 113H69V111H68ZM123 113V112H122ZM124 113H125V111H124ZM183 113V112H182ZM47 114V113H46ZM52 114V113H51ZM72 114V113H71ZM75 114H77L76 112H75ZM74 113H73V115H75ZM107 114V113H106ZM109 114V113H108ZM107 114V115H108ZM115 114H117V113H115ZM114 114V115H115ZM168 114V113H167ZM173 114V113H172ZM24 115V114H23ZM29 115V114H28ZM32 115V114H31ZM35 115H37V113L35 114ZM35 115H33V116H35ZM49 115V114H48ZM61 115V114H60ZM59 115V116H60ZM65 115V114H64ZM102 115V114H101ZM104 115H105V113H104ZM107 115H105V116H107ZM111 115V114H110ZM109 115V116H110ZM113 115V114H112ZM112 115H111V117L110 118H113L112 117ZM117 115H119V114H117ZM128 115V114H127ZM146 115V114H145ZM153 115V114H152ZM156 115V114H155ZM174 115V114H173ZM177 115V114H176ZM176 115H175V117H176ZM180 115V114H179ZM194 115V114H193ZM198 115V114H197ZM218 115H220V114H218ZM17 116H19L18 115V113H17ZM25 116V115H24ZM30 116V115H29ZM38 116V115H37ZM40 116H42V112H41V115ZM43 116H45V115H43ZM53 116H55V115H53ZM72 116V115H71ZM71 116L70 117H68V119L69 118H71ZM96 116H98V115H96ZM124 116H126V114L124 115ZM148 116V115H147ZM164 116H166V115H164ZM170 116V115H169ZM168 116V117H169ZM253 116V115H252ZM26 117H27V114H26V116H25V119H26ZM48 117H50V116H48ZM61 117H63V116H61ZM72 117H74V116H72ZM76 117V118H77ZM103 117V116H102ZM101 117V118H102ZM120 117H122V115L121 116H119V119H120ZM138 117H139V115H138ZM173 117V116H172ZM171 117V118H172ZM35 118H37V117H34V120H35ZM51 118V117H50ZM54 118V117H53ZM107 118V117H106ZM105 117H104V119H106ZM109 118V119H110ZM114 118H117V116H115ZM126 118V117H125ZM225 118V119H226ZM23 119V118H22ZM25 119H23L25 122L27 121V120H25ZM27 119H29V118H27ZM56 119V118H55ZM58 119V118H57ZM68 119H67V121H68ZM108 119V118H107ZM122 119H123V117H122ZM127 119H128V116H127ZM130 119H128L127 121H128V123L127 124H129L130 122H129V120ZM139 119V118H138ZM143 119V118H142ZM145 119V118H144ZM143 119V120H144ZM148 119V118H147ZM165 119V118H164ZM187 119V118H186ZM256 119V118H255ZM17 120V119H16ZM32 120V119H31ZM34 120H32V122L34 121ZM38 120H39V118H37V122H38ZM62 120H63V118H62ZM62 120H61V122H62ZM72 120V119H71ZM75 120V119H74ZM102 120V119H101ZM110 120H112V119H110ZM117 121H119L118 119H116ZM151 120V119H150ZM167 120H169V119H167ZM189 120V119H188ZM192 120V119H191ZM23 121V122H24ZM29 121V120H28ZM41 119H40V123H41ZM44 121H45V119H44ZM49 121V120H48ZM60 121V120H59ZM63 121H66L65 119L63 120ZM130 121H132V120H130ZM135 121H136V119H135ZM140 121V120H139ZM138 121V122H139ZM148 121H149V119H148ZM170 121V120H169ZM179 121V120H178ZM185 121V120H184ZM224 121V120H223ZM259 121V120H258ZM0 122H2V123H4V121H1L0 120ZM52 120L50 121V122H47V126L49 125V123H51L50 125H55V124H52ZM56 122V121H55ZM125 122H126V120H125ZM125 122H124V124H125ZM137 122V123H138ZM143 122H145V121H143ZM152 122V121H151ZM172 122V121H171ZM188 122V121H187ZM186 122V124L188 125V123ZM206 122V121H205ZM226 122H227V120H226ZM229 122V121H228ZM233 122H232V125H233ZM14 123V122H13ZM12 123V124H13ZM39 123V124H40ZM43 123H45V122H43ZM109 123H110V121H109ZM108 123V124H109ZM111 123H112V121H111ZM116 123V122H115ZM122 123V122H121ZM140 123V122H139ZM146 124L148 123V122H145ZM191 123H193V122H191ZM195 123V122H194ZM231 123V122H230ZM10 124V123H9ZM42 124V123H41ZM117 124V123H116ZM133 124H135V123H133ZM132 124V125H133ZM142 124V123H141ZM31 125V124H30ZM34 125V124H33ZM33 125H31V126H33ZM43 125V124H42ZM45 125V126H46ZM113 125V124H112ZM119 125H120V123H119ZM131 125V124H130ZM138 125V124H137ZM136 125V126H137ZM151 125V124H150ZM149 125V126H150ZM182 125V124H181ZM185 125V124H184ZM193 125V124H192ZM195 125V124H194ZM203 125V124H202ZM216 125V124H215ZM227 125V124H226ZM232 125H231V127H232ZM4 126V125H3ZM10 126H12L11 124H10ZM16 126V127H17ZM38 126V125H37ZM115 126V125H114ZM120 126H122V125H120ZM134 126V125H133ZM142 126H144V124L142 125ZM163 126V125H162ZM219 126V125H218ZM225 126V125H224ZM260 126V125H259ZM14 127V126H13ZM44 127V126H43ZM128 127V126H127ZM132 127V126H131ZM146 127H147V125H146ZM184 127V126H183ZM190 127V126H189ZM188 126H186L185 127V129H187V128H189ZM192 127V126H191ZM197 127V126H196ZM208 127V129H210V131H212L213 132V128H210L209 126H207ZM230 127V126H229ZM3 128V127H2ZM5 128H7L6 126H5ZM7 128V129H8ZM15 128V127H14ZM37 128H39V126L37 127ZM115 128V127H114ZM125 128V127H124ZM129 128H130V126H129ZM144 128V127H143ZM162 128V127H161ZM160 128V129H161ZM217 128V127H216ZM227 127H225V130H227L226 129ZM12 129V130H11ZM109 129V128H108ZM122 129V128H121ZM135 128H133V130H134ZM138 129V128H137ZM145 129V128H144ZM148 129V128H147ZM163 129V128H162ZM161 129V130H162ZM193 130H194V127L192 128ZM196 129H198V128H196ZM195 129V130H196ZM206 129V128H205ZM123 130V129H122ZM131 130V129H130ZM136 130V129H135ZM180 130V129H179ZM217 130V129H216ZM221 130H223V129H221V127H220V129L218 130V131H221ZM224 130V131H225ZM107 131V130H106ZM125 131V130H124ZM139 131V132H138ZM137 132L138 133H140V130H138ZM166 131H168V130H166ZM199 131H201V130H199ZM203 131L204 130H202L201 132L203 133ZM209 131V132H210ZM91 132V131H90ZM98 132V133H99ZM134 132V131H133ZM137 132H134V133H137ZM146 132H147V130H146ZM196 132V131H195ZM101 133H103V132H101ZM107 133V132H106ZM129 133H130V131H129ZM145 133V132H144ZM148 133V132H147ZM147 133H146V135H147ZM206 133V132H205ZM93 134V133H92ZM124 134V133H123ZM122 134V135H123ZM158 134H159V131H158ZM169 134V133H168ZM198 134V133H197ZM207 134V133H206ZM107 135V134H106ZM105 135V136H106ZM164 135V134H163ZM182 135V134H181ZM189 135V134H188ZM203 135V134H202ZM209 135V134H208ZM216 135V134H215ZM239 135V134H238ZM236 133L235 134H222V135H218V136H221L222 138H226L225 140H229V142H231V143H237V141H236V136H238ZM91 136H93V135H91ZM97 136H98V134H97ZM103 136H104V133H103ZM130 136V135H129ZM142 137H143V133H142V135H141ZM140 136V137H141ZM149 136V135H148ZM164 136H166V135H164ZM178 136V135H177ZM206 136V135H205ZM217 136V137H218ZM95 137V136H94ZM102 137V136H101ZM121 137V136H120ZM119 137V138H120ZM135 137V136H134ZM155 137V136H154ZM163 137V136H162ZM208 137V136H207ZM216 137V136H215ZM216 137V138H217ZM112 138V137H111ZM113 138H115V137H113ZM126 138V137H125ZM149 138H153L152 136H150ZM148 138V139H149ZM158 139H161V138H159V137H157ZM156 138V139H157ZM164 138V137H163ZM168 138V137H167ZM211 138V137H210ZM99 139V138H98ZM166 139V138H165ZM169 139V138H168ZM215 139V138H214ZM249 139V138H248ZM258 139H256L257 141H259ZM61 140V141H60ZM107 140V139H106ZM139 140V139H138ZM218 140V139H217ZM98 141V140H97ZM111 141V140H110ZM123 141V140H122ZM121 141V142H122ZM133 140H131V142H132ZM146 141V140H145ZM149 141V140H148ZM154 141H156V140H154ZM154 141H151L152 143L154 142ZM159 141V140H158ZM162 141H163V139H162ZM167 141V140H166ZM252 141V140H251ZM254 141V140H253ZM262 141V140H261ZM64 142V141H63ZM103 142H105V141H103ZM127 141H125L124 143H126ZM151 142H150V144H151ZM180 142V141H179ZM215 142H217V141H215ZM224 142V141H223ZM222 142V143H223ZM242 142V141H241ZM256 142V141H255ZM108 143V142H107ZM112 143V142H111ZM120 143V142H119ZM119 143H117V144H119ZM123 143V142H122ZM123 143V144H124ZM130 142L128 141V143H126V144H129ZM158 143H160V142H157V144ZM165 144L166 143H169V140L167 141V142H164ZM173 143L174 142H172V143H170V144H172L173 145ZM219 143V142H218ZM227 143H228V141H227ZM13 144V145H14ZM109 144V143H108ZM121 144V143H120ZM131 144V143H130ZM160 144H163V143H160ZM164 144V145H165ZM187 144V143H186ZM192 144H193V142H192ZM206 144V143H205ZM12 145V146H13ZM18 145V144H17ZM39 145V144H38ZM48 145V144H47ZM99 145H100V147H99ZM115 145V144H114ZM144 145V144H143ZM178 145V144H177ZM189 145V144H188ZM237 145V144H236ZM8 146V145H7ZM10 146H11V144H10ZM41 146V145H40ZM49 146V145H48ZM107 146V145H106ZM110 146H112V145H110ZM126 146V145H125ZM129 147L131 146V145H128ZM128 146H126V147H128ZM163 146V145H162ZM167 146V145H166ZM174 146V145H173ZM187 146V145H186ZM185 146V147H186ZM191 146V145H190ZM201 146V145H200ZM207 146H209V145H207ZM218 146V145H217ZM239 146H241V145H239ZM42 147V146H41ZM117 147L119 148V146L117 145ZM133 148L132 149H135V148H137V147H135L134 145L132 146ZM135 147V148H134ZM145 147V146H144ZM147 147V146H146ZM175 147H177V146H175ZM182 147H183V143H182ZM204 147V146H203ZM221 147V146H220ZM238 146H236V147H234V149H236ZM245 147V146H244ZM17 148H19V147H17ZM27 148V147H26ZM37 148V147H36ZM45 148V147H44ZM106 148V147H105ZM112 148V147H111ZM125 148V147H124ZM131 148V147H130ZM155 148H157V147H155ZM160 148V147H159ZM174 148V147H173ZM172 148V149H173ZM193 148V147H192ZM194 148H198V147H194ZM213 148V147H212ZM0 149V150H1ZM14 150H15V148H13ZM110 148L108 147V149L107 150H109ZM138 149V148H137ZM161 149H163V147H161ZM175 149V148H174ZM184 149V148H183ZM189 149H190V147H189ZM201 149V148H200ZM220 149V148H219ZM226 149V148H225ZM234 149H232V151H234ZM239 149V148H238ZM237 149V150H238ZM247 149V148H246ZM7 150V149H6ZM9 150V149H8ZM113 150V149H112ZM116 150V149H115ZM118 150V149H117ZM153 150V149H152ZM169 150V149H168ZM167 150V151H168ZM186 150V149H185ZM197 150V149H196ZM199 150V149H198ZM212 150V149H211ZM215 150H217V149H215ZM236 150V151H237ZM240 150V149H239ZM239 150H238V152H239ZM2 151V150H1ZM75 151V150H74ZM111 151V150H110ZM138 151V150H137ZM140 151V150H139ZM164 151H165V149H164ZM194 152H195V149L193 150ZM206 151V150H205ZM208 151H210V148H209V150ZM221 151V150H220ZM73 152V151H72ZM71 152V153H72ZM103 152V153H102ZM107 152V151H106ZM117 152V151H116ZM116 152H114V153H116ZM127 152V151H126ZM149 152H151V151H149ZM152 152H154V151H152ZM241 152V151H240ZM5 153V152H4ZM77 153V152H76ZM81 153V152H80ZM108 153V152H107ZM106 153V154H107ZM112 153V152H111ZM141 153V152H140ZM142 153H143V151H142ZM156 153V152H155ZM161 153V152H160ZM177 153V152H176ZM220 153V152H219ZM234 153H236L235 151H234ZM7 154V153H6ZM50 154V153H49ZM83 154V153H82ZM118 154V153H117ZM120 154V153H119ZM137 154V153H136ZM146 155H147V153H145ZM145 154H143V155H145ZM172 154H174V152L172 153ZM238 154V153H237ZM240 154H242V153H240ZM257 154V153H256ZM76 155V154H75ZM85 155V154H84ZM90 155V154H89ZM123 155V154H122ZM142 155V154H141ZM209 155V154H208ZM222 155H223V153H222ZM246 155H248V154H246ZM91 156V155H90ZM95 156V155H94ZM112 156V155H111ZM151 156V155H150ZM167 156V155H166ZM174 156V155H173ZM195 156V155H194ZM207 156V155H206ZM205 156V157H206ZM213 156V155H212ZM211 156V157H212ZM75 157V156H74ZM108 157H110V156H108ZM118 157H119V155H118ZM124 158L126 157V156H123ZM130 156H128V159H130L129 158ZM137 157V156H136ZM146 157V156H145ZM213 157H215V156H213ZM230 157V156H229ZM236 157V156H235ZM235 157L233 158V160L235 159ZM76 158V157H75ZM85 157H83V159H84ZM89 158V157H88ZM114 158V157H113ZM122 158V157H121ZM142 158H144V156H142ZM142 158H139V159H141V161H142ZM147 158V157H146ZM149 158V157H148ZM151 158L152 157H150V159H148V160H151ZM187 158V157H186ZM192 158V157H191ZM86 159V158H85ZM90 159V158H89ZM108 159V158H107ZM118 159H120V158H118ZM123 159V158H122ZM122 159H120V160H122ZM126 159V158H125ZM124 159V160H125ZM133 159V158H132ZM207 159V158H206ZM221 159V158H220ZM229 159V158H228ZM73 160V159H72ZM111 160V159H110ZM113 160V159H112ZM111 160V161H112ZM134 161L136 160V159H133ZM152 160H156L157 162H158V158L156 157V159H155V157H153L152 158ZM159 160H161V159H159ZM210 160V159H209ZM230 160V159H229ZM242 160V159H241ZM87 161H88V159H87ZM111 161H109L110 163H113V162H111ZM114 161V160H113ZM140 161V162H141ZM199 161V160H198ZM231 161H232V159H231ZM90 162V161H89ZM138 162V161H137ZM139 162V163H140ZM161 162H164L163 160L161 161ZM161 162H160V164H161ZM167 162V161H166ZM169 163L168 164H173V163H170V161H168ZM218 162V161H217ZM226 162V161H225ZM225 162H224V164H225ZM105 163H107V162H105ZM109 163V164H110ZM148 163V162H147ZM152 163V165H153V162H151ZM155 163V162H154ZM243 163V162H242ZM32 164V163H31ZM136 164V163H135ZM143 164H146V162L144 163V161H143ZM159 164V165H160ZM165 164V163H164ZM203 164V163H202ZM221 164V163H220ZM142 165V164H141ZM147 165V164H146ZM151 165V166H152ZM171 165H165V166H171ZM174 165H177V163L176 164H174ZM179 165V164H178ZM31 166V165H30ZM162 166V164L160 165V167ZM164 166V165H163ZM164 166V167H165ZM180 166H183V165H180ZM186 166V165H185ZM219 166V165H218ZM221 166V165H220ZM156 166L154 165V168H155ZM158 167V166H157ZM155 168V169H157L158 170V168ZM188 167V169H189V167L190 166H187ZM187 167H184V169L185 168H187ZM168 168H170V167H168ZM179 168V167H178ZM163 169V168H162ZM165 169V168H164ZM194 170H195V168H194ZM197 171H198V169H196ZM203 169L201 168V171L198 173V172H196V173H198V176H196V178H199V179H201V178H204V179H206V180H211V179H215V178H213V175L210 173L209 174V172L208 173H201V172H203L202 171ZM38 171V170H37ZM153 171V170H152ZM189 171V170H188ZM235 171V170H234ZM234 171H233V173H234ZM246 171V170H245ZM164 172V171H163ZM195 172V171H194ZM207 172V171H206ZM217 172V171H216ZM227 172H229V171H227ZM227 172H226V174H227ZM252 172V171H251ZM255 172V171H254ZM187 173H189V172H187ZM249 172H246V174H248ZM253 173V172H252ZM5 174V173H4ZM251 174V173H250ZM215 175V174H214ZM230 175V174H229ZM234 175H237V173H235ZM261 175V174H260ZM259 175V176H260ZM49 176V175H48ZM53 176V175H52ZM216 176V175H215ZM227 176H228V174H227ZM232 176V175H231ZM238 176V175H237ZM248 176H249V174H248ZM251 176H253L252 174H251ZM255 177L257 176V175H254ZM261 176H263L264 177V174L263 175H261ZM218 177V176H217ZM258 177V176H257ZM38 178H40V177H38ZM54 178V177H53ZM56 178V177H55ZM218 178H222L223 180L222 181H225V182H223V183H226V181H227V183L229 182V183H231V184H225V185H227V186H229V187H231V188H233V187H238V185H240V183L238 184L237 182H232L231 180H229L228 181V179H226V178H223L222 176H220V177H218ZM235 178V177H234ZM233 178V180H235V179H237V178H235L234 179ZM244 178H245V176H244ZM44 179V178H43ZM241 179V178H240ZM251 180L249 181V182H251V181H253V180H255L254 179V177H251L250 178ZM57 180V179H56ZM218 180V179H217ZM245 180V179H244ZM249 180V179H248ZM262 180V179H261ZM263 180H264V178H263ZM59 181V180H58ZM242 181V180H241ZM245 181H247V180H245ZM6 182V181H5ZM31 182V181H30ZM84 182V181H83ZM82 181H79V182H77V183H75V182H72V183H67L66 184V189L65 190H67V193L68 192H70V196L69 195H67V196H69L70 198H72V199H74V200H79L80 199V197L82 198V199H86V201L87 200H89L90 199V203H95L96 204V206H97V208H99V202H102L103 201V199L106 197V196H109L110 197V199H112V198H114L116 195H118V194H120V195H123V196H125L126 197V195L128 194V191L125 189V187L123 186V185H121V184H119V183H107V184H105V185H103V186H101L100 188L98 187V186H96V185H93V184H91V183H83ZM120 182V181H119ZM19 183V182H18ZM44 183V182H43ZM222 183V182H221ZM242 183V182H241ZM6 184V183H5ZM26 184V183H25ZM41 184V183H40ZM27 185V184H26ZM32 185V184H31ZM35 186H36V184H35ZM31 187V186H30ZM40 187V186H39ZM152 187V186H151ZM29 188V187H28ZM62 188V187H61ZM129 188V187H128ZM135 189V188H134ZM141 190V189H140ZM31 192V191H30ZM33 192V191H32ZM66 192V191H65ZM65 192H63V193H65ZM18 193V192H17ZM2 194V193H1ZM22 194V193H21ZM66 194V193H65ZM134 193H132V195H133ZM143 194V193H142ZM145 194V193H144ZM153 194V193H152ZM156 194V193H155ZM18 195H20L19 193H18ZM21 196V195H20ZM66 196V195H65ZM147 196V195H146ZM151 196V195H150ZM152 196H154V195H152ZM14 197V196H13ZM142 197V196H141ZM156 197V196H155ZM42 198V197H41ZM66 198V197H65ZM116 198H118V197H116ZM143 198V197H142ZM153 198V197H152ZM126 199V198H125ZM132 199V198H131ZM134 199H137L136 197L134 198ZM12 200H13V198H12ZM70 200V199H69ZM121 200H122V198H121ZM127 200H128V198H127ZM154 200V199H153ZM152 200V201H153ZM156 200V199H155ZM160 200V199H159ZM170 200V199H169ZM50 201H52V202H49V200L47 199H40V200H38V198L36 199L35 197H31V196H29L28 198H26L25 200H24V202H23V204H15L16 205V211H20L19 213H25V215L27 214V212L29 211V209H30V211H33V208L32 207H29L30 206V204L31 203H33V204H35L38 208H41V209H44L45 207H48V208H50L51 210H50V212L49 213H42V215H44V221H49V222H54V221H56V220H58V219H64V220H66L67 222H69L70 224H72V225H74L76 228H79L80 226H85L84 224H81L82 223V221H83V219H86L87 217H89L88 216V211L91 209V208H86L85 210L84 209H78V207H77V205H74L73 203H66V204H59V203H62L61 201L58 203V202H55L54 200H50ZM108 201H109V199H108ZM113 200H111L110 202H112ZM137 201V200H136ZM140 201V200H139ZM157 201V200H156ZM178 201V200H177ZM63 202H65V201H63ZM74 202V201H73ZM121 202V201H120ZM78 203V202H77ZM114 203V202H113ZM139 204H140V202H138ZM126 204V203H125ZM143 204H145V203H143ZM157 204V203H156ZM20 205H22V207L20 206ZM104 205H106V204H104ZM103 205V206H104ZM108 206H109V204H107ZM110 205H112L111 203H110ZM115 205V204H114ZM114 205L112 206V207H114ZM171 205V204H170ZM12 207H14V204L13 205H11ZM85 206H88L87 204L85 205ZM91 206V205H90ZM93 206V205H92ZM130 206V205H129ZM133 206V205H132ZM203 206H205V210H203L204 208H203ZM121 207V206H120ZM157 207V206H156ZM250 207V206H249ZM82 208H84V207H82ZM133 208V207H132ZM136 208H137V206H136ZM177 208V207H176ZM180 208H182V207H180ZM183 208L185 209V210H194V209H196L197 211H200L201 209L203 210V211H208V212H210V213H212L213 214V216L214 217H221V218H223V217H225V214H231L232 213V209L231 208H228V207H226V206H221V205H218V206H213V205H210V204H203L202 206L201 205H199V204H193V203H188V202H184V204H183ZM239 208V207H238ZM140 209H141V207H140ZM235 209V208H234ZM244 209V208H243ZM243 209H240V211H244ZM23 211V212H22ZM85 211V212H84ZM135 211V210H134ZM137 211H139V210H137ZM149 211V210H148ZM160 211H161V209H160ZM239 211V212H240ZM258 211V210H257ZM93 212H95V211H93ZM133 212V211H132ZM136 212V211H135ZM236 212V211H235ZM96 213V212H95ZM147 213V212H146ZM161 213V212H160ZM241 213V212H240ZM143 214V213H142ZM209 214V213H208ZM60 215V216H59ZM92 215H94V213L92 214ZM97 214H95L94 216H96ZM98 216H99V214H98ZM6 218V217H5ZM31 218H33V217H31ZM94 219V218H93ZM97 220V219H96ZM43 221V220H42ZM106 221H107V219H106ZM105 222V221H104ZM103 222V223H104ZM101 223V222H100ZM45 225V224H44ZM125 225V224H124ZM201 227V226H200ZM104 228V227H103ZM1 230H7V229H5V228H0ZM113 230V229H112ZM106 231V230H105ZM134 231H136L135 229H133L132 230V232H134ZM240 232V231H239ZM31 233V232H30ZM235 233V232H234ZM103 235V234H102ZM116 235V234H115ZM117 236V235H116ZM12 238H11V245H13V244H16L17 242H18V240H19V237H18V235L17 234H13L12 236H11ZM35 238H37V235L35 236ZM107 239V238H106ZM34 240H36V239H34ZM24 241V240H23ZM37 241V240H36ZM119 241V240H118ZM120 242V241H119ZM88 243V242H87ZM87 243H86V245H87ZM249 243V242H248ZM31 244V243H30ZM39 244V243H38ZM78 244V243H77ZM122 244V243H121ZM10 246V245H9ZM119 246H120V244H119ZM247 246H249V245H247ZM122 247V246H121ZM128 247V246H127ZM132 247V246H131ZM130 248V247H129ZM134 248V247H133ZM79 249V248H78ZM54 250V249H53ZM124 250V249H123ZM122 250V251H123ZM103 251V250H102ZM125 253V252H124ZM91 255V254H90ZM238 255V254H237ZM9 257H10V255L9 254H7V255H2L1 253H0V264H14V262L12 261V260H10L9 259ZM147 257V256H146ZM54 258V257H53ZM64 258H67V257H64ZM90 258H92L93 259V257L92 256H90ZM145 258V257H144ZM234 258V257H233ZM13 259V258H12ZM18 259V258H17ZM68 259V258H67ZM213 259V258H212ZM215 259V258H214ZM229 259V258H228ZM226 260L225 261V263H223V264H233V262L231 263L229 260ZM44 260V259H43ZM54 260V259H53ZM60 260V259H59ZM67 261V260H66ZM222 261V260H221ZM229 261V262H228ZM51 262V261H50ZM80 263V262H79ZM50 264V263H49ZM52 264V263H51ZM66 264V263H65ZM131 264V263H130ZM213 264H215V263H213Z\"/></svg>",
  "mask_w": 264,
  "mask_h": 264
}]
</instances>
